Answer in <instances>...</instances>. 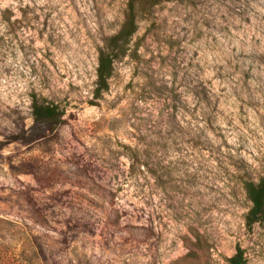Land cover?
<instances>
[{"label": "rangeland", "instance_id": "obj_1", "mask_svg": "<svg viewBox=\"0 0 264 264\" xmlns=\"http://www.w3.org/2000/svg\"><path fill=\"white\" fill-rule=\"evenodd\" d=\"M0 0V219L12 263L264 264V0ZM65 123L36 126L32 103ZM28 264V263H27Z\"/></svg>", "mask_w": 264, "mask_h": 264}, {"label": "trees", "instance_id": "obj_2", "mask_svg": "<svg viewBox=\"0 0 264 264\" xmlns=\"http://www.w3.org/2000/svg\"><path fill=\"white\" fill-rule=\"evenodd\" d=\"M170 1L174 0H151L150 5L156 6ZM126 2L125 21L122 28L116 35L107 39L104 48L99 53L95 99H99L108 90L113 65L125 53L131 38L137 32L139 0H126ZM32 116L36 126H42L49 131L65 123L64 115L56 105L40 103L36 97L32 103ZM244 189L252 204L246 217V226L251 229L256 223L264 221V177L257 183H245ZM16 231L11 222L0 219V264H13V250L9 244H6V241L9 239L15 241ZM244 255V250L238 246L235 254L227 260L228 264H246ZM27 263L29 264V261L24 257L19 262V264Z\"/></svg>", "mask_w": 264, "mask_h": 264}]
</instances>
